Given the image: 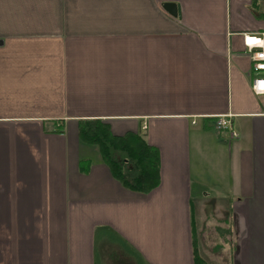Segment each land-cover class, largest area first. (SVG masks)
I'll list each match as a JSON object with an SVG mask.
<instances>
[{
    "label": "crops",
    "instance_id": "0c3cea01",
    "mask_svg": "<svg viewBox=\"0 0 264 264\" xmlns=\"http://www.w3.org/2000/svg\"><path fill=\"white\" fill-rule=\"evenodd\" d=\"M251 33L264 0H0V264H264ZM83 119L154 147L157 185L117 181Z\"/></svg>",
    "mask_w": 264,
    "mask_h": 264
},
{
    "label": "trees",
    "instance_id": "16d2710c",
    "mask_svg": "<svg viewBox=\"0 0 264 264\" xmlns=\"http://www.w3.org/2000/svg\"><path fill=\"white\" fill-rule=\"evenodd\" d=\"M81 143L94 146L111 175L123 186L148 192L158 183V152L138 135L127 132L114 135L100 119H83L78 124ZM195 264L206 262L194 255Z\"/></svg>",
    "mask_w": 264,
    "mask_h": 264
},
{
    "label": "built area",
    "instance_id": "2783aa9c",
    "mask_svg": "<svg viewBox=\"0 0 264 264\" xmlns=\"http://www.w3.org/2000/svg\"><path fill=\"white\" fill-rule=\"evenodd\" d=\"M242 44L246 54L251 61L250 89L253 94L264 96V34H243ZM217 131H225L231 139L238 137V133L233 128L230 117L218 116L215 121Z\"/></svg>",
    "mask_w": 264,
    "mask_h": 264
},
{
    "label": "water",
    "instance_id": "95a60500",
    "mask_svg": "<svg viewBox=\"0 0 264 264\" xmlns=\"http://www.w3.org/2000/svg\"><path fill=\"white\" fill-rule=\"evenodd\" d=\"M162 8L174 17L180 16L179 6L173 2H166L162 4ZM1 43V42H0Z\"/></svg>",
    "mask_w": 264,
    "mask_h": 264
}]
</instances>
